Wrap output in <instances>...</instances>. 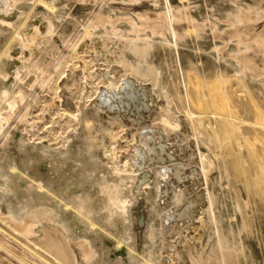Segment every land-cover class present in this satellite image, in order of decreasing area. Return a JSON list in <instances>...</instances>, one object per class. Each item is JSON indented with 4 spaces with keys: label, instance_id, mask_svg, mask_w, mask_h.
Here are the masks:
<instances>
[{
    "label": "bare ground",
    "instance_id": "bare-ground-1",
    "mask_svg": "<svg viewBox=\"0 0 264 264\" xmlns=\"http://www.w3.org/2000/svg\"><path fill=\"white\" fill-rule=\"evenodd\" d=\"M10 258L264 264V0H0Z\"/></svg>",
    "mask_w": 264,
    "mask_h": 264
},
{
    "label": "rangeland",
    "instance_id": "rangeland-1",
    "mask_svg": "<svg viewBox=\"0 0 264 264\" xmlns=\"http://www.w3.org/2000/svg\"><path fill=\"white\" fill-rule=\"evenodd\" d=\"M62 50H64V47L61 48ZM46 119H48V115L46 116ZM10 261H12L13 264H19L16 260H14L13 258H10Z\"/></svg>",
    "mask_w": 264,
    "mask_h": 264
}]
</instances>
